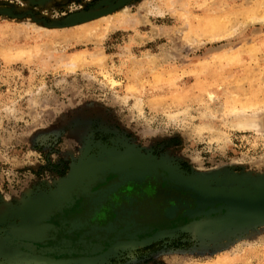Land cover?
I'll use <instances>...</instances> for the list:
<instances>
[{"label": "rangeland", "instance_id": "374dc122", "mask_svg": "<svg viewBox=\"0 0 264 264\" xmlns=\"http://www.w3.org/2000/svg\"><path fill=\"white\" fill-rule=\"evenodd\" d=\"M247 117L259 130L235 125ZM114 163L222 212L160 209L91 257L0 264H264V0H0V240L50 241L82 212L74 182Z\"/></svg>", "mask_w": 264, "mask_h": 264}, {"label": "water", "instance_id": "95a60500", "mask_svg": "<svg viewBox=\"0 0 264 264\" xmlns=\"http://www.w3.org/2000/svg\"><path fill=\"white\" fill-rule=\"evenodd\" d=\"M110 166H99L74 182L66 203L68 206L78 204L82 212L56 218V223L51 224L56 234L50 241L8 237L0 240V251L33 253L56 263H65L72 256L87 258L95 255L119 236L138 238L141 232L152 229L149 221L152 216H157L160 209H165L164 219L187 216L196 220V217L205 218L222 212V202L196 197L192 193L194 191L187 189L188 186L176 185L175 194L158 187L153 194L148 188L147 193L143 186L153 185V181L159 184L165 175L156 168L143 163H114ZM110 172L114 176L109 177ZM137 196L143 197L147 203V211L142 216L134 204ZM151 237L141 242H147Z\"/></svg>", "mask_w": 264, "mask_h": 264}, {"label": "bare ground", "instance_id": "6f19581e", "mask_svg": "<svg viewBox=\"0 0 264 264\" xmlns=\"http://www.w3.org/2000/svg\"><path fill=\"white\" fill-rule=\"evenodd\" d=\"M235 125L237 126V127H242V128H255L256 130H259V128H260V126H259V124L254 120V119H250L249 117H247V118H244V119H241V120H239L238 122H236L235 123ZM219 132V130H217V133ZM221 134V133H220ZM221 136V135H220ZM219 137V136H218ZM220 141H221V139H220ZM223 141V140H222ZM116 159V158H115ZM170 182V181H169ZM177 184V183H176ZM189 184H191V183H189ZM186 185L188 186V184L186 183ZM194 186V185H193ZM168 188V187H167ZM191 188V187H190ZM196 188V187H195ZM196 189H198V187L196 188ZM196 192V191H195ZM67 194V193H66ZM204 193H202V195H203ZM201 195V194H200ZM64 196H66V195H64ZM199 196V195H198ZM209 197H210V195H209ZM245 198H247V197H245ZM213 199H214V197H213ZM217 199H218V197H217ZM65 200V199H64ZM237 200V199H236ZM246 200V199H245ZM257 200H259V199H257ZM230 201V200H229ZM135 202V201H134ZM244 202V201H243ZM233 203V202H232ZM250 204V203H249ZM239 205V204H238ZM245 206V205H244ZM237 207V206H236ZM229 208V207H228ZM241 208H242V206H241ZM261 208V207H260ZM234 209V208H233ZM243 210V209H242ZM246 211V210H245ZM236 213V212H235ZM248 213V212H247ZM224 215V214H223ZM220 216V215H219ZM231 216V215H230ZM229 216V217H230ZM162 219V218H161ZM204 219V218H203ZM212 219V218H211ZM202 220V219H201ZM157 221V220H156ZM207 221V220H206ZM115 244V243H114ZM91 257V256H90Z\"/></svg>", "mask_w": 264, "mask_h": 264}]
</instances>
